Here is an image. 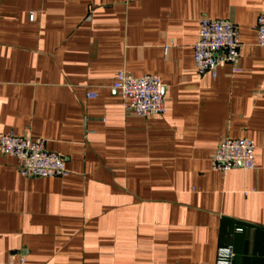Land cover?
<instances>
[{
    "label": "crops",
    "instance_id": "crops-1",
    "mask_svg": "<svg viewBox=\"0 0 264 264\" xmlns=\"http://www.w3.org/2000/svg\"><path fill=\"white\" fill-rule=\"evenodd\" d=\"M262 13L264 0H0V136L46 139L69 172L24 177L0 152V264H216L227 245L233 264H264ZM203 16L238 26L240 71L197 73ZM123 69L161 77L165 114L125 107ZM225 137L255 141V169L212 168Z\"/></svg>",
    "mask_w": 264,
    "mask_h": 264
},
{
    "label": "built area",
    "instance_id": "built-area-1",
    "mask_svg": "<svg viewBox=\"0 0 264 264\" xmlns=\"http://www.w3.org/2000/svg\"><path fill=\"white\" fill-rule=\"evenodd\" d=\"M33 18L31 14L30 19ZM255 30L257 44L264 47V13L257 17ZM241 46L238 26L233 21L203 16L193 47L197 73L216 77L218 69L225 65H230L234 72L240 71ZM168 48L166 46L165 50ZM112 87L121 96L125 107L138 116H156L167 112L165 84L156 74L135 76L123 69L116 74ZM88 96L95 97L96 94L89 93ZM256 149L257 145L252 139L225 137L212 156V168L221 172L235 168L255 169ZM0 152L19 159V172L24 177H64L69 173L63 158L47 149L44 138L5 133L0 136ZM234 256L233 245L220 247L216 264H233Z\"/></svg>",
    "mask_w": 264,
    "mask_h": 264
}]
</instances>
